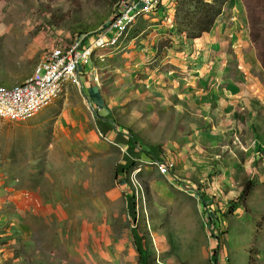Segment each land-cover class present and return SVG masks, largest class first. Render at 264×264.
Instances as JSON below:
<instances>
[{"label":"rangeland","instance_id":"rangeland-1","mask_svg":"<svg viewBox=\"0 0 264 264\" xmlns=\"http://www.w3.org/2000/svg\"><path fill=\"white\" fill-rule=\"evenodd\" d=\"M252 1L228 0L210 35L184 0L166 3L96 50L115 139L83 83L23 121H0V264H264V43L257 57L250 37L264 4L249 16ZM115 2L0 0V84L100 29ZM213 42L229 45L220 84L210 68L194 72ZM162 74L206 94L202 107L154 100L156 83L174 85ZM228 83L249 92L227 99Z\"/></svg>","mask_w":264,"mask_h":264},{"label":"built area","instance_id":"built-area-1","mask_svg":"<svg viewBox=\"0 0 264 264\" xmlns=\"http://www.w3.org/2000/svg\"><path fill=\"white\" fill-rule=\"evenodd\" d=\"M165 1L116 0L108 21L100 29L80 36L68 45L53 47L42 57L34 74L24 81L11 86L0 84V121H23L51 105L66 84H82L81 66H92V82L101 88L102 76L93 65L96 50L119 45L136 22L165 8ZM167 1L170 7L176 5V0ZM89 110L97 115V110L90 104ZM172 166L166 161L159 164V169L162 174H169Z\"/></svg>","mask_w":264,"mask_h":264},{"label":"crops","instance_id":"crops-1","mask_svg":"<svg viewBox=\"0 0 264 264\" xmlns=\"http://www.w3.org/2000/svg\"><path fill=\"white\" fill-rule=\"evenodd\" d=\"M167 2L168 1L166 0L165 3ZM211 32L206 35H210ZM219 43L220 42H216V43L213 42V45L208 49L210 51V56L206 60V64H205L206 66L201 67L199 71L197 70L194 72L201 73L203 71V74H205L204 71H206L207 68H210L211 75L210 76L208 75L207 80H210L211 78H213L214 82H218L220 84V82L224 81L223 78H220L222 72H225V69H228L227 62H226L227 61L226 55L229 49V45L227 43L219 45ZM180 55H182V53ZM196 56L202 57L201 55H196ZM177 62H179V60ZM195 63H199L198 58H197V61H195ZM89 68L92 69V66H89ZM89 68L83 67V66L80 67V72L82 74L81 80L84 86L85 101L88 104L92 105L97 110L96 118H97V121L99 122V128L105 132L108 138L115 139L118 136H116V131L115 129H113L114 124H113V121H111L112 113L110 111L112 107L109 105L110 99H108V97L111 96L112 92L111 91L108 92L107 87L103 86L102 88H98L97 86H95V84L89 78V75H88ZM206 75L207 74H205V76ZM162 76H163V79H162L163 81L167 80L168 83H170L171 85L172 84L174 85L172 88H170L169 86L160 87L159 83H156V86H157L155 89L156 97H154L155 98L154 100H157L159 103V102L166 100L168 97H170L172 98V102L171 101L170 102L173 105V107L177 105L184 106L183 109L185 107H189L192 105L193 106L199 105L200 107H202V102L205 100L204 97L207 98L206 94L202 92L201 96H199L200 93H197L196 95H191L190 97L189 95L185 94L186 85H183V83H179L177 77L169 75V74H162ZM223 77L228 78L225 75V73ZM218 78H220L221 80H219ZM154 86H155V83H154ZM160 88H162L163 91ZM164 90L166 91V93H164ZM225 91L227 92V95H226L227 99L234 98L237 95H244L245 93L249 92L246 89V85L240 84V83L238 86H235V84L233 83H228L227 89H225ZM167 94H168V97H166ZM207 104H204L205 106L204 109H207L206 107ZM203 112H205V110ZM122 145H125V142H123Z\"/></svg>","mask_w":264,"mask_h":264},{"label":"trees","instance_id":"trees-1","mask_svg":"<svg viewBox=\"0 0 264 264\" xmlns=\"http://www.w3.org/2000/svg\"><path fill=\"white\" fill-rule=\"evenodd\" d=\"M186 5L189 6V9H193L197 16V22L202 26L201 33L209 34L217 21V19L222 15L223 8L228 0H214L212 3L206 2L204 0H184ZM252 5L249 7L246 4L248 15L252 16L255 12V9L258 10L263 4L264 0H253ZM257 16L260 18L259 26H264L262 20L264 19V15L260 12H255ZM250 37L252 40V44L256 48L257 57L259 56L258 45L261 41L264 43V27L262 30H256L253 27H250ZM251 184V183H250ZM250 186L247 190H251Z\"/></svg>","mask_w":264,"mask_h":264}]
</instances>
